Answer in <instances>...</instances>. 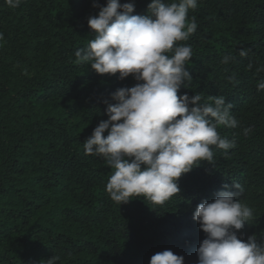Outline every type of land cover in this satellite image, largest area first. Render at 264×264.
Listing matches in <instances>:
<instances>
[{"label":"trees","instance_id":"1","mask_svg":"<svg viewBox=\"0 0 264 264\" xmlns=\"http://www.w3.org/2000/svg\"><path fill=\"white\" fill-rule=\"evenodd\" d=\"M125 2L147 15L151 0ZM94 3L107 0H22L18 8L0 0V264H47L54 256L56 264H150L164 250L198 264L206 234L193 213L219 192L237 191L234 183L253 210L241 239L264 242V90L257 87L264 0H198L189 10L197 30L179 42L193 50L192 80L179 94L209 103L223 96L239 126L218 132L235 147H213V160L182 175L180 193L164 204L132 197L122 205L106 192L113 169L86 155L83 143L108 119L111 94L137 81L101 76L77 59L95 38Z\"/></svg>","mask_w":264,"mask_h":264},{"label":"clouds","instance_id":"2","mask_svg":"<svg viewBox=\"0 0 264 264\" xmlns=\"http://www.w3.org/2000/svg\"><path fill=\"white\" fill-rule=\"evenodd\" d=\"M5 2L18 8L22 0ZM197 5L198 0H151L147 15H134V2L93 4L99 12L88 18V25L95 38L75 53L77 59L90 62L101 76L119 74L120 80L137 81L111 94L114 103L105 101L108 119L101 120L83 143L86 155L104 157L113 169L106 192L118 204L132 197L164 204L180 193L182 175L213 160V147L225 152L235 147L218 132L220 126H239L223 96L211 97L209 103L198 93L179 94L192 80L187 64L193 55L190 45L179 42L197 30L196 18L189 20V10ZM257 87L264 90V82ZM251 131L245 128L244 135ZM233 187L237 191H221L193 213L206 234L198 248V264H264V242L256 235L238 238L253 210L237 199L241 185ZM57 260L54 256L47 264ZM150 264H185V258L164 250L154 254Z\"/></svg>","mask_w":264,"mask_h":264},{"label":"rangeland","instance_id":"3","mask_svg":"<svg viewBox=\"0 0 264 264\" xmlns=\"http://www.w3.org/2000/svg\"><path fill=\"white\" fill-rule=\"evenodd\" d=\"M247 234H248V224H246L245 227L237 233L238 238H241V235H247Z\"/></svg>","mask_w":264,"mask_h":264}]
</instances>
